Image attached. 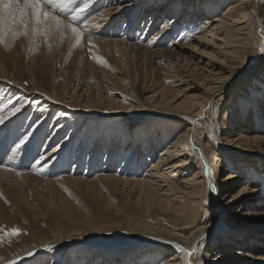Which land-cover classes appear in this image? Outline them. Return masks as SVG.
<instances>
[{"label": "rangeland", "instance_id": "1", "mask_svg": "<svg viewBox=\"0 0 264 264\" xmlns=\"http://www.w3.org/2000/svg\"><path fill=\"white\" fill-rule=\"evenodd\" d=\"M188 1L195 2L91 0L89 8L78 18L84 31L83 41L79 46L75 45L70 35L51 41V50L47 43L31 42L26 37L10 39L8 43L0 44V109H4L9 99L15 101L23 98L22 102H29L21 113L12 118L7 127L0 126V132L3 133L0 135V145L4 146L0 147V164L14 171L18 178L28 177L27 181L20 178L19 183L16 176L8 179L0 174V264H8L9 261H17V264H128L123 259L131 256L136 262L134 264H159L174 254L179 255L184 262L190 260L191 264H219L214 261L217 254L233 248L247 247V237L243 239L245 242L242 240L238 244L231 240L234 234L243 232L237 227L246 226L254 232L260 231L254 245L264 246V228H259L264 223V218L254 213V202L249 201L250 197L236 201L227 208L228 211H222L218 192L215 191L213 196H205L209 203L199 208L200 224L205 221L202 225H207L217 219L219 223L202 233L206 236L202 244L201 236H194L189 243H185L181 237H189L192 232L188 223L177 222L179 220L173 214L168 217L158 207L147 210L136 203L138 189L130 191L123 188L121 183L98 179L106 173L121 178L124 175L130 177L121 168L131 154L132 146L136 147L132 140L134 137L139 139L137 143L142 151L150 137L149 129H156L157 133V138L151 142L154 146L150 147L149 152L152 149L153 153L159 152L164 142L161 126L165 125L162 124L163 116H160L165 113L154 110V106L162 99V95L173 96L175 99L179 97L178 101H182L187 95L200 98L204 93L199 84L204 87L208 81L202 74L191 80L175 63L174 58L177 65H172L168 56L153 53L168 48L172 42L176 55L181 53L182 46H192L197 56L205 58V63L216 59L220 55L214 49V42L204 37L202 22L206 18H211L212 21L220 18L229 6L240 0H196V4L193 3L185 10L183 20L170 39H163L161 35L158 41L152 40L167 16L169 19L176 17L181 6ZM260 1L262 0L256 2ZM84 2L87 0H73L70 10L82 6ZM120 3L128 4L131 9L123 15H110V11ZM252 17L251 31L255 32L258 17ZM65 19L69 17L66 16ZM84 23H87V28L83 27ZM229 33L235 40L239 39L232 27ZM123 43L129 45V48ZM251 43L250 50L253 54L241 74H247L250 67L259 64L263 55V38L261 41L254 38ZM138 45L147 48V52H139ZM93 53L103 57L106 63L93 60ZM179 56L177 62L180 65L184 63V58L190 59L189 53L183 51ZM199 79L204 80L201 82ZM236 80L234 78L229 81L230 92L216 97L213 112L208 105L196 119L183 118L184 121L175 122L170 131L168 127L167 133L173 135L172 139L190 126V123H194L196 128L191 129L187 140L192 149L198 151L203 142H210L208 149L213 150L212 152L222 148L231 150L232 146L225 144L224 134L230 131L228 136L234 137L239 131L240 119L250 117L253 119L252 126L247 124L250 127L244 130L245 134H264V120L261 119V114L264 113V67L235 87ZM41 94H58L56 99L59 103L60 98H66L74 106H79L80 110L75 109L82 113L77 114V111L61 105L53 106L54 110L46 112V119L40 124L44 130L36 127L21 152L7 155L10 147L31 130L32 125L35 127V123L40 122L36 101ZM249 98L255 101V116L242 107V103ZM62 109L69 113L72 111L76 120L71 121V118L66 117L68 129L59 131L55 136L59 138L54 140L57 132L55 119L61 115ZM80 118L84 126L76 132V137L75 134L71 136L70 133L77 128ZM251 127L257 130H250ZM65 141L73 142L62 154L48 157L47 166L44 161L39 165L34 162L39 158L37 145L40 146L39 153L46 156L55 146ZM112 143L115 144L116 151L113 153L112 163L107 165V152ZM95 144L99 146L98 150L90 154ZM235 150L232 149L229 154L233 167L231 172L225 171L221 177L250 170L253 174L250 172V177L246 178L250 183L247 184L244 180L237 182L231 193L239 192L244 186L262 189L260 205L264 206V154L248 155L239 152L240 149ZM149 164L150 160L145 162L141 176ZM110 165L111 169L107 168ZM77 178L86 180H70ZM48 180L55 181L53 186L46 183ZM91 223L97 225L98 229L95 230ZM136 223L158 225L165 230L159 235L133 233L130 225ZM14 229H19V233L9 235ZM166 231L170 233H165ZM167 241H172V244ZM176 243L195 251H192L191 256L179 253L174 247ZM49 244L55 247L47 250L45 246ZM154 248L162 249V256L148 257L145 252ZM29 252H33V255L29 256Z\"/></svg>", "mask_w": 264, "mask_h": 264}, {"label": "bare ground", "instance_id": "2", "mask_svg": "<svg viewBox=\"0 0 264 264\" xmlns=\"http://www.w3.org/2000/svg\"><path fill=\"white\" fill-rule=\"evenodd\" d=\"M256 1L257 0H240L239 2L229 6L220 18L214 19L213 21L211 18H206L202 22L203 33L205 34L204 37L206 36L207 39L214 42V49L216 53L219 54L221 57L219 56L216 59H210L205 63V58L197 56V53L192 46H182V51L189 53L190 59L184 58V63L180 65L177 61H179V54H181L182 51L180 50L181 53L176 55L174 53L175 48L172 49V46L174 45V43L172 42L168 45V48L160 49L153 53H156V55L158 56H168L170 59L169 61H171L170 63L172 65L177 63L178 66L184 70L186 76L190 77L189 79L191 80L193 78L195 79L198 74H202L203 78L207 79L206 81H208L207 84L204 85V87L199 84L200 89H202L204 93L200 96V98H198L197 96L195 97V95H187L182 101H178L179 97H176L177 99H175V97L173 96L165 97L164 95H162V99H160L159 102H157L154 106V110H158V112L165 113V116L159 115L160 117L163 116L162 118L164 119V122L162 124H165L163 125V127L161 126V133L163 135L164 142L162 141V148H160L159 152L157 154L155 153L156 151L153 153V149L151 150V152H149L151 149L150 147L154 146V143L151 142L153 141V139L157 138L156 129H149L150 137L147 141L146 147L142 151L139 150L140 144L137 143L139 139L137 140L134 137L132 140L136 143L135 148H133L132 146L133 143L130 145V148L132 146L131 154L129 155L126 162H124L123 168H121L122 170L125 169V172H127V174L129 173L130 177L124 175L121 178L118 175L113 176L110 173H106L104 174V176L102 175V177L98 178L99 180L102 179L104 181L121 183L123 185V188H128L130 191H135V189H138V193H136L138 195L137 199L135 200L136 203L143 205V207H145L147 210H150L151 208L154 209V207H158L161 211H164V215H167L168 217H171L173 214L177 218V220H179L177 222L188 223L192 232L189 237H181V239H183L185 243H189L190 239L194 236L196 238L203 235L202 233H205L211 226L219 223V220L217 219L215 220V222L207 225H202L205 221L200 224V222L202 221L200 219L199 208L201 207V205L205 206V204L203 203L205 201V196H213V193L215 192H212L211 189H209V182L212 183V185L216 188V192H218V200L222 207V211H228L227 208L233 205L236 201H240L243 199L246 200V198L250 197L249 201H251V203L254 202V213L264 218V206L260 205V201L263 195L262 189L248 188V186H244L242 189H240L239 192L235 194L231 193L233 186L237 182L244 180L245 183H250V180L246 179L247 177H250L252 173L250 170H246L243 173H229L224 178L221 177L225 171L231 172L233 168L230 164V162H232V159L229 158V154H231L232 149H240L239 152H244V154L248 155L256 153L257 155L261 156L264 154V134L256 136H250L245 134L244 130H248L247 127L252 126L253 119L251 117L247 119H240L238 123L239 131L234 134V137L231 138L230 136H228V134L231 133L230 131H226V134H224L225 137L223 139L225 141V144L229 145L230 147L232 146L231 150H225L222 148L220 150H215L214 152H212L213 150L211 151L210 149H208V145L210 144V142H203V146L199 147L198 151L192 149L187 140L189 137L188 135H190L191 129L196 128V125L194 123H190V126L181 131V133L174 139H172L173 135L170 136V133H167L168 127L170 131L175 122L181 123L184 121V119L188 120L190 118L194 120L197 117L201 116L208 105L210 107V110L213 112V106L216 101V97L222 93H224L225 95L227 92L231 91L228 85L231 79L237 78V84L235 85L236 87L237 85H239L240 82H243L250 74L256 73L257 71L259 72V70L264 67L263 44V55L260 57L259 64L250 67V70L247 72V74H241L246 62H248V60L250 59L249 57H251V55L253 54V52L250 50V44H252V40H254V38L259 39L260 41L262 38L264 40V1L262 0L260 1V3H257ZM191 2L188 1L183 4L181 6L180 11L176 14V17L169 19V16H167L166 21L162 24V27L159 32L152 36V40L155 41L161 38L162 36L163 39H170L175 33L177 25L180 24L179 22L183 20V17L186 13L185 10H188V8L193 5V3L196 4V0L193 3ZM130 9L131 8L128 6V4L120 3L117 7H114L112 11H110V15H123L125 11ZM171 14H173V12ZM252 15L258 17V24L256 26L257 28L255 32L251 31V18H253ZM231 27L233 31L236 32V34L238 35V40H235L232 37V34L229 33V29ZM9 40H6L5 43H8ZM173 41H175V39H173ZM123 44L125 47H127V49L129 48V45H127L126 43ZM138 50L139 52L146 53L148 49L141 45H138ZM173 58L176 60V62L175 60L173 61ZM224 77H229V79L224 80ZM203 80L204 79H199V81L201 82ZM209 89H211L212 91H209ZM57 95L55 96L54 94H51L50 96H48L47 94H41L40 96H38V99L36 101L37 107L39 109H47V111H45L43 115L40 113L39 110L37 111L38 116H40V124H42L43 121L46 119V112L54 110L53 106L55 105H61L64 108H69L70 110L75 112L77 111V114L82 113L81 111L75 109H79V106H74L72 101H66V98H60L59 100L61 102L56 103V101H58L56 99ZM48 97H51V99H48ZM72 111H70L69 113V111L63 110L61 113H65V115H60L55 119V126H57V132L54 134V140L56 138L55 136H57V133H59V131L64 132L68 129L67 127L69 122L66 120V117L71 118V121L76 120L73 116L74 114ZM177 112H179V114ZM125 116L128 115L125 114ZM128 119L130 118L127 117V120ZM247 124H250V126H248ZM193 125L195 126L193 127ZM83 126L84 125L81 119V121H79L77 124V128L72 130V132L70 133L71 136L75 134L74 137H76L78 134H76V132H79L80 129L83 128ZM40 127L44 130L43 125H39L38 129H40ZM253 129L257 130L253 127H251L250 130ZM262 131L264 133V129ZM68 141H65L63 144L60 143L58 151H53L54 148L50 150L46 157L50 158L53 155L55 156L62 154L64 152V149L68 148L73 142ZM56 147L57 146H55V148ZM98 147L99 146H96L95 144V146L90 151V154L98 150ZM155 147H157L156 144ZM108 150L109 151L107 152V165H109V163H112L111 161L114 157L113 153L114 151H116L115 144L112 143ZM142 152H148L149 154H142ZM151 156L153 157L150 158ZM148 159L150 160L151 164H149L150 166L145 170L146 172L144 173V175L141 176V169L143 165H145V162L149 161ZM234 162H236V160H234ZM6 163L4 164L6 165ZM205 163H207L208 165L207 172H205ZM111 165L107 168L110 167L111 169ZM130 166H132V168L134 167V170H132ZM255 167L259 168L257 166ZM13 172L7 169L5 166L0 167V174L6 176L8 179H10L11 177L14 178L16 176L17 180H19V183L21 182L20 178L24 181L28 180V177L18 178L17 175ZM23 175L27 174H20V176ZM1 177L0 179H2ZM70 180L77 182L84 181L86 179L77 178ZM54 182L55 181L52 180L46 181L49 186H53ZM245 188H247L248 191L243 192V189ZM241 192H243V194L238 195V193ZM233 197H235V199H233ZM90 225L94 227L95 230L98 229L97 225H93V223H91ZM237 228L242 229L243 232L241 231L239 233L234 234L231 240H234V242L238 244L247 237L246 242L243 240L247 247L244 246L240 248H233L223 254H217V258H215L214 261H217L219 264H264V246L259 244L256 246L254 245V241L256 240L255 238L258 237L257 235L260 231L255 230L254 232L253 229H251L249 226ZM259 228H264V223H261ZM130 230L133 233L141 232L150 235H159L163 233L165 229L158 225L136 223L130 225ZM78 231L81 232L80 229ZM165 233L169 234L170 232L166 231ZM149 244L151 246H154L153 243ZM223 244L225 245V243ZM221 245L222 243L220 244V247ZM145 253L148 255V257H154L155 255L162 256L163 254L162 249L155 248L149 249V251ZM117 255H119V251ZM125 259L128 264L136 263L134 262L135 260L134 258H132V256L131 258L124 257L123 260ZM150 259L151 258H149V260ZM159 264H184V260L180 258L179 255L174 254L166 257L164 261L160 262Z\"/></svg>", "mask_w": 264, "mask_h": 264}, {"label": "snow or ice", "instance_id": "3", "mask_svg": "<svg viewBox=\"0 0 264 264\" xmlns=\"http://www.w3.org/2000/svg\"><path fill=\"white\" fill-rule=\"evenodd\" d=\"M90 2L91 0H87V2L81 4L82 6L70 10V6L73 5V0H0V44H3L9 39L16 40L19 37H26L31 42L39 41L40 43H47V47L51 50V41L58 38L63 39L65 35H70L75 45L79 46L83 41L84 31L80 26L81 21L78 18L89 8ZM66 16H68L69 19H65ZM83 27L87 28V23H84ZM91 43V40H89V44ZM89 51H91V49H89ZM92 59L102 64L106 63L103 57L95 53L92 54ZM223 79L227 80L229 77H224ZM8 83H11V81H8ZM209 91L212 90L209 89ZM48 99H51V97H48ZM22 100L23 98H17L15 101L9 99L4 109H0V126L7 127L8 123L12 121V118L16 117L17 114L25 109L26 104H29V102H22ZM56 103L59 102L56 101ZM242 107L245 111L255 116V101L252 98L245 100L242 103ZM39 111L43 115L47 109L41 108ZM61 115H65V113H61ZM261 119L264 120V113L261 114ZM40 123L41 122H36L35 127L32 125L31 130L23 135L14 146L10 147L7 155H9V153L16 154L21 152ZM0 135H3V133L0 132ZM0 147L4 146L0 145ZM39 147V145L36 146L39 158L34 162L39 165L41 161H44L45 166H47V157L44 153H39ZM193 148H195V145H193ZM58 150L59 145L53 149V151ZM0 167H4V165L0 164ZM207 171L208 165L205 163V172ZM208 187L212 192L216 191V188L211 182H209ZM246 191H248L247 188L243 189V192ZM243 192L238 193V195H242ZM233 199H235V197H233ZM203 203L207 205L209 202L205 200ZM18 233L19 229H14L9 235ZM205 238V235H201V244L204 242ZM69 239H71V237H69ZM167 243L172 244V241H167ZM54 247L55 245L52 244L45 246L47 250H51ZM174 247L179 253L188 256H191L192 251H195V249L190 250L179 243H176ZM28 255L32 256L33 252H29ZM8 264H17V261H9ZM184 264H191V262L190 260H186Z\"/></svg>", "mask_w": 264, "mask_h": 264}]
</instances>
